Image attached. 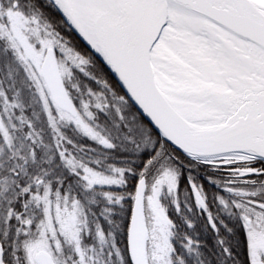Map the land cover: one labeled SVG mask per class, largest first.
I'll list each match as a JSON object with an SVG mask.
<instances>
[{
	"label": "snow or ice",
	"instance_id": "6c2138e0",
	"mask_svg": "<svg viewBox=\"0 0 264 264\" xmlns=\"http://www.w3.org/2000/svg\"><path fill=\"white\" fill-rule=\"evenodd\" d=\"M0 264H264V0H0Z\"/></svg>",
	"mask_w": 264,
	"mask_h": 264
}]
</instances>
